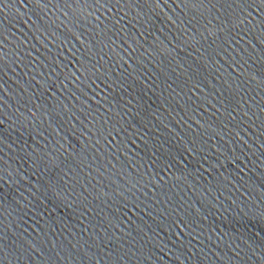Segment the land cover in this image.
<instances>
[{
  "label": "water",
  "instance_id": "1",
  "mask_svg": "<svg viewBox=\"0 0 264 264\" xmlns=\"http://www.w3.org/2000/svg\"><path fill=\"white\" fill-rule=\"evenodd\" d=\"M0 264H264V0H0Z\"/></svg>",
  "mask_w": 264,
  "mask_h": 264
}]
</instances>
